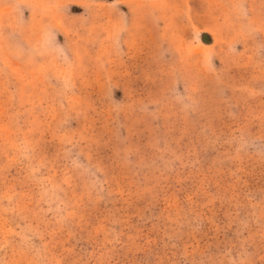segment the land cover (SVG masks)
I'll return each mask as SVG.
<instances>
[{"label":"rangeland","instance_id":"374dc122","mask_svg":"<svg viewBox=\"0 0 264 264\" xmlns=\"http://www.w3.org/2000/svg\"><path fill=\"white\" fill-rule=\"evenodd\" d=\"M0 264H264V0H0Z\"/></svg>","mask_w":264,"mask_h":264},{"label":"trees","instance_id":"16d2710c","mask_svg":"<svg viewBox=\"0 0 264 264\" xmlns=\"http://www.w3.org/2000/svg\"><path fill=\"white\" fill-rule=\"evenodd\" d=\"M205 37V35H203Z\"/></svg>","mask_w":264,"mask_h":264}]
</instances>
